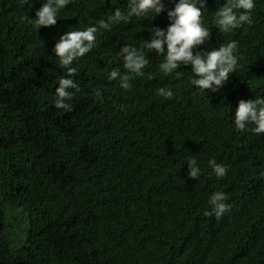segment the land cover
Returning <instances> with one entry per match:
<instances>
[{
	"label": "trees",
	"instance_id": "obj_1",
	"mask_svg": "<svg viewBox=\"0 0 264 264\" xmlns=\"http://www.w3.org/2000/svg\"><path fill=\"white\" fill-rule=\"evenodd\" d=\"M45 0H0V264H264V134L234 125L241 99L264 95V0L253 23L222 33L213 17L225 0H208L203 48L238 43L237 72L219 93L190 84L191 66L165 76L149 52L143 77L124 90L109 81L123 69L117 52L140 47L153 17L101 29L96 47L74 62L80 91L71 111L54 105L66 75L53 49L67 31L107 19L127 0H72L54 26L35 27ZM170 88L172 99L160 96ZM103 92L97 98L96 92ZM195 157L199 179L189 177ZM215 158L229 167L217 179ZM225 192L231 211L206 216L209 197ZM24 212L27 237L8 234V211Z\"/></svg>",
	"mask_w": 264,
	"mask_h": 264
},
{
	"label": "clouds",
	"instance_id": "obj_2",
	"mask_svg": "<svg viewBox=\"0 0 264 264\" xmlns=\"http://www.w3.org/2000/svg\"><path fill=\"white\" fill-rule=\"evenodd\" d=\"M72 0H45L37 10L34 19L35 27L54 26L58 22L61 10L65 9ZM175 7L168 10L170 19L168 27H149L150 39L143 40L140 47L132 44L123 45L117 52L122 61L120 67L113 68L108 73L109 81H117L124 90L132 88V79L143 77L145 69L150 64L149 52H155L163 57L159 63V70L165 76L175 74L176 78L184 75L177 71L181 66H191L190 84L201 92L208 90L219 93L226 85L231 74L238 71L240 57L238 43L230 41L220 44L219 47L203 48L211 39L210 29L204 25V16L208 12V0H172ZM27 3V0H25ZM256 7V0H225L214 13L213 23L222 33H231L237 29H245L252 25V12ZM166 8L165 0H127V10L119 7L110 12L107 19H100L97 24L65 32L54 46V53L59 59L60 66L66 70V75L59 78L56 88L54 105L58 109L71 111L70 103L75 94L80 91L76 80L78 68L74 62L79 61L96 47L97 35L101 29L111 31L114 25L130 23L135 17L137 20L153 17ZM160 96L172 99L175 95L170 88L161 87ZM97 98H102L103 92L97 90ZM234 125L238 133L252 132L255 135L264 134V95H256L254 99H241L235 109ZM189 177L199 179L202 169L195 157L187 162ZM208 167L215 177L223 179L228 175L229 167L218 163L215 158L208 160ZM229 197L223 191H216L209 197L211 210L206 216H215L221 219L231 211Z\"/></svg>",
	"mask_w": 264,
	"mask_h": 264
},
{
	"label": "rangeland",
	"instance_id": "obj_3",
	"mask_svg": "<svg viewBox=\"0 0 264 264\" xmlns=\"http://www.w3.org/2000/svg\"><path fill=\"white\" fill-rule=\"evenodd\" d=\"M9 228L8 234L14 238L17 245H22L27 237L28 220L24 216V212L15 208L8 211Z\"/></svg>",
	"mask_w": 264,
	"mask_h": 264
}]
</instances>
